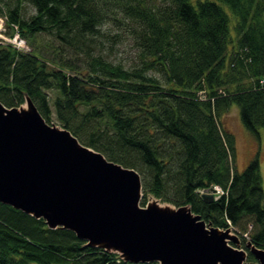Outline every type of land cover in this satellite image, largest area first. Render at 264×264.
<instances>
[{
	"label": "trees",
	"instance_id": "1",
	"mask_svg": "<svg viewBox=\"0 0 264 264\" xmlns=\"http://www.w3.org/2000/svg\"><path fill=\"white\" fill-rule=\"evenodd\" d=\"M219 2L236 18L234 33ZM0 17L6 35L27 43L19 51L0 39L4 106L30 99L48 124L136 170L142 207L148 195L190 207L212 227L233 228L246 263H257L245 235L264 250L260 160L237 170L222 117L236 106L248 131L264 129V0H0ZM105 43L135 54L115 62ZM0 264L144 263L0 202Z\"/></svg>",
	"mask_w": 264,
	"mask_h": 264
},
{
	"label": "water",
	"instance_id": "2",
	"mask_svg": "<svg viewBox=\"0 0 264 264\" xmlns=\"http://www.w3.org/2000/svg\"><path fill=\"white\" fill-rule=\"evenodd\" d=\"M26 103L9 109L0 102L1 203L132 263L246 264L248 253L234 247L240 238L231 229L208 226L190 207H142L136 170L50 126ZM247 247L264 264V250Z\"/></svg>",
	"mask_w": 264,
	"mask_h": 264
},
{
	"label": "rangeland",
	"instance_id": "3",
	"mask_svg": "<svg viewBox=\"0 0 264 264\" xmlns=\"http://www.w3.org/2000/svg\"><path fill=\"white\" fill-rule=\"evenodd\" d=\"M212 1L218 2V0H212ZM222 6L228 12L230 16L231 30H232V33H234L233 26L235 24L236 18L227 6H224V5ZM25 7H26L27 15H32L35 13V10L31 6L26 5ZM2 20L4 19L0 17V39L6 45H11L12 47L16 48L19 51H26V48H25V45L27 44L26 41L21 39L17 32H15L14 34L11 33V35H6L7 30L5 29V24H2ZM109 29H110L109 31H113L111 26L109 27ZM42 39L44 38H41L40 40ZM105 49L108 51L110 59L114 60L115 62L123 61L126 63L129 61L128 58H131L132 54H135L129 47L127 48V47L115 45L112 43H105ZM50 95H51V100L53 101V98L55 97V93L51 92ZM21 107L27 108V103L23 104ZM222 123L225 129L233 133L236 137V145H237L236 168L237 170L239 172H242L247 167L249 162L252 161L256 156H258L260 160V165H261V172L263 176V187H264V129L260 130V135H259L260 137H257L256 135L248 131L240 118L239 110L236 106H233L227 113L224 114V116L222 117ZM49 125L54 126L58 129H64L56 121H52V123ZM212 193L217 197L222 194V192L217 188L216 190L212 191ZM151 204H157L161 208H170V209L176 208L174 205L170 203L162 202L160 199H157L153 195H148L146 198L145 206L151 205ZM209 225L210 224H208V226ZM230 229L232 231V234L238 235L234 231L233 228H230ZM245 237H246V245H247L249 243V238L247 237V234L245 235ZM239 238H240L239 246L238 247L234 246V247L238 249H243L242 239L240 236Z\"/></svg>",
	"mask_w": 264,
	"mask_h": 264
},
{
	"label": "built area",
	"instance_id": "4",
	"mask_svg": "<svg viewBox=\"0 0 264 264\" xmlns=\"http://www.w3.org/2000/svg\"><path fill=\"white\" fill-rule=\"evenodd\" d=\"M2 24H5V23H4V20H2ZM22 41H23V40H22Z\"/></svg>",
	"mask_w": 264,
	"mask_h": 264
}]
</instances>
